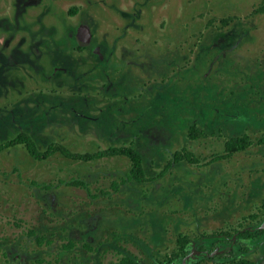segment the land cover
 Here are the masks:
<instances>
[{"label":"rangeland","instance_id":"rangeland-1","mask_svg":"<svg viewBox=\"0 0 264 264\" xmlns=\"http://www.w3.org/2000/svg\"><path fill=\"white\" fill-rule=\"evenodd\" d=\"M71 8L79 10L78 16L71 17ZM226 15L235 18L232 25L222 32L215 29L216 33L207 37V91L219 89L231 94L238 101L235 109L241 111L244 122L227 119L223 133H218L220 122L213 115L202 116L199 110L181 114V92L174 89L170 115L142 116L132 110L122 115L120 122L117 117L100 118V124H105L100 137L93 126L98 122L92 118L67 115L53 121L46 99L51 93L45 94L36 110L27 111L29 117H15L16 131L10 127L14 108L25 112L28 85L32 84L30 90L37 88V96L45 86H53H48L46 75L53 76L55 63L62 61L57 38L80 19L91 24L95 40L111 45L124 31L128 35L125 41L146 35L162 40L164 34L180 38L192 18L198 16L201 29L211 21L219 29L225 27L220 19ZM19 39L26 41L19 46ZM213 41L221 47L232 46L224 53H220L222 48L209 52ZM34 43L48 48L42 59L28 53ZM161 51L160 47L159 58ZM165 51L167 58L175 54L173 47ZM25 53L30 55L29 63L24 62ZM62 55L68 57V71H81L91 61L88 50L66 49ZM151 69L152 65L144 67V71ZM215 79L220 84H214ZM57 96L54 94L55 99ZM10 102L15 105L9 107ZM228 104L225 113L233 115ZM245 125L254 127V132L248 133L255 144L230 159L216 161L221 158L218 153H223L226 136L241 135ZM20 128L31 129L40 150L51 141L70 145L74 133L78 140L74 145L84 152L106 148L108 141H119L121 147L125 141L134 142L150 180L132 179L121 185L118 177H124L131 165L124 156L76 162L53 155L37 162L31 161L20 144L0 151V264H74L88 258L90 252L84 244L98 246L101 252L110 247L109 253L117 254L120 235L134 241L124 245L127 249L150 255L157 243L166 245L184 232L182 221H198L207 214L214 226L221 219L214 217L212 206L220 209L219 213L223 208L237 210L223 220L237 223L241 215L251 212H239V207L264 205V145L257 143L264 135V0H0V144L19 135ZM192 128L204 136L198 138ZM92 133L97 141L90 139ZM91 141L95 143L87 146ZM183 147L196 155L200 164L182 160L165 171L173 154ZM224 174H235L238 180ZM169 224L175 233L168 237L164 230ZM76 242L77 248L73 245ZM111 255L109 260L114 264Z\"/></svg>","mask_w":264,"mask_h":264},{"label":"flooded vegetation","instance_id":"flooded-vegetation-1","mask_svg":"<svg viewBox=\"0 0 264 264\" xmlns=\"http://www.w3.org/2000/svg\"><path fill=\"white\" fill-rule=\"evenodd\" d=\"M68 13L73 18L78 16L79 10H77V8H71ZM234 19L233 16L226 15L224 18L220 19V23L225 27L218 29L216 22L213 23L211 21V24L206 22L205 28L201 29L200 26H203V24L200 21L201 16H198L192 18L188 28L183 30L184 33L181 35L182 37L178 38L173 34L171 36L164 34L162 40H156L154 37L148 38L149 35H146L143 38H141L142 36H138L135 39L125 41L128 35H126V31H124L122 34L123 36H118L111 45L104 42V40H95L96 35L92 32L91 24L80 19L74 26L71 25L72 29L69 30L67 34H62L57 38L56 46L62 61L61 63H55L57 65L54 67L55 71L53 76L46 75V81H49L48 86L52 84L53 86L50 87L51 89L45 86L41 95L37 96L35 95L37 88L30 90V85L32 84L28 85L29 92L27 93V98H29V100L26 101L25 112H18L16 108H14V115L11 116L13 124H11L10 127L16 131L18 124L15 117L19 115L29 117L30 113L27 111L30 110L31 112L36 110L35 106L43 104L46 97L45 94L51 93L46 99L48 100L47 106L51 107L49 113L53 112V121L58 119V117L62 118L67 115L92 118V122L96 120L98 122L96 125L93 124V126L97 129L96 134L99 136V133H104L103 128L105 127V124H100V118L117 117L118 122H120L121 116L132 110L142 116L158 113L170 115L174 111V101L172 97L174 89L176 92H181V104L178 107L181 114L196 113L199 110L202 116L207 117V114L213 115L214 119H218L220 122L217 126L218 133H223V126L227 122V119L230 118L232 121L243 120H241L240 117L241 111L235 109L238 101L235 100L231 94L221 93L219 89L215 92L207 91L206 82L209 75L206 70V43L208 44L207 37L215 34L216 30L222 32L232 25ZM208 25L210 26L207 27ZM210 27L214 29L207 33V29ZM138 31L142 32L145 30L139 28ZM174 37H177V40H175ZM24 41L26 40L19 39L17 43L20 46ZM233 41L235 44L237 43L236 39ZM126 44L131 45V49L128 48L129 46ZM134 44L137 45L134 46ZM237 45L238 43L236 46ZM231 46L226 45L221 47L217 44L214 45L213 41L209 46V52H211L212 49L217 50L222 48L220 53H224L226 52L225 50ZM160 47L163 48V51H161V58H159L157 54ZM171 47L175 49V54L173 57L170 56V58H167L168 56L165 49H170ZM66 49L75 52L83 50L90 51V63L81 71H68L65 67L68 57L62 55ZM47 52L48 48L40 43L32 44L28 50V53L32 55L35 54V57L41 59L47 55ZM163 53H165V55ZM25 56L27 57L24 62H28L31 59L30 55L25 53ZM217 59H219V57H217ZM149 65H152V69L150 71H144V67ZM88 81H90V83H88ZM216 83L220 84V81L215 79L214 84ZM8 84L10 85L11 82H8ZM167 89H170L171 92H167ZM31 92L33 94H31ZM59 93L62 96H59ZM29 94L33 97L29 96ZM54 94H58L56 99L54 98ZM33 101L35 105H33ZM227 104L233 107V115L225 113L224 106ZM14 105V102H10L9 107ZM212 106L214 108H212ZM223 114L224 116H222ZM50 115L51 114H48V116ZM217 115H220V117ZM61 124L59 126H61ZM67 126H71L68 121ZM17 132L20 134H28L33 138L37 147H40L37 140L32 136L33 132L30 128H20ZM248 132H254V127L245 125V130L241 135L234 137L226 136L227 140L224 144L223 153H221L222 151L218 153L222 155H220L219 157L221 158L216 161L230 159L237 154V152L253 146L255 142L251 140ZM262 132H264V130ZM96 134L92 133L90 139H96L95 141H97ZM197 134H199L198 138L204 136V133L200 130ZM19 135L15 136L13 139L17 138ZM238 137L248 139V141L251 142L250 145H247L242 150L236 151L234 148H232L234 151L229 150L228 144L230 140ZM189 138H191L190 135ZM70 141V145L63 141L49 142L47 147L44 146V149L41 150L42 153H46L52 146L58 148L59 151L46 157L33 156L24 144L17 143L16 145H23L31 161L37 162H43L47 157L53 155H61L67 160L76 162H89L108 157H128L125 154L105 157L93 156L94 154L111 148L125 149L131 148L132 146L136 152L139 150L138 146L133 145L134 142L125 141L123 142L124 147H121L119 141H108L109 146L106 148L99 146L100 150H89L84 152L79 149L80 147L78 145H74V143H78L75 133ZM94 143V141L87 142V146H91ZM257 143L264 145V135L258 139ZM61 147L68 149L69 154L62 153L60 150ZM182 152L188 153L189 151L184 147L181 151H176L165 171L169 172L174 164L182 160L190 164H200L196 155V158L192 160L188 158L178 159L176 155ZM130 162L129 172L125 173L124 177H118V179L121 180V185L124 184V181L126 182L132 179L139 182L150 180V176L146 175L143 158L142 173H133V161L131 160ZM142 174H145L144 178H142ZM171 174L173 175V172ZM224 175H230V179L234 181L238 180L235 174ZM205 188H207L206 185ZM231 197L232 200L235 198V196ZM235 205L236 207H234L237 209L238 204ZM226 207L232 208L233 206ZM244 207L245 206L239 207V212L247 210L251 211L250 214L241 215V220L234 224L229 218L225 221L223 220L228 213L230 217L234 212L238 213L237 210L229 212L223 208L220 211L221 215L219 213L220 209L216 210L215 206H212L211 212H216L215 214L212 213L214 217H219V219H221L215 221L214 226L211 225L212 222H208L209 219L207 214L198 221L192 220L190 223H183L184 221H182L180 226L184 228V232L180 231L177 233L176 237L171 239V242L166 245L157 243L152 249L151 254H147L146 256L136 254L127 249V246L124 245L128 243L134 244V241L132 239L127 241V239L125 237L122 238L121 235L118 236V238L122 240L123 243L120 241L119 249H116L118 252L117 254L111 255L109 253L110 247L104 248L101 252L98 246L84 244V247L90 254L87 255V259L82 258L74 264H111L109 260L110 255L115 257L114 264H123L126 258L133 259L141 264H264V205L258 207H245V209H242ZM235 217L237 218V216ZM174 233L175 230H173L170 224L165 227L164 234H166V236L173 235ZM73 245L77 248L79 244L76 242L73 243ZM104 256H107L105 257L106 259Z\"/></svg>","mask_w":264,"mask_h":264},{"label":"trees","instance_id":"trees-1","mask_svg":"<svg viewBox=\"0 0 264 264\" xmlns=\"http://www.w3.org/2000/svg\"><path fill=\"white\" fill-rule=\"evenodd\" d=\"M196 129H192V132H197L195 131ZM193 134V133H192ZM17 143L24 144L26 148L32 153L33 156L36 157H46L48 155H51L55 153L56 151H59L58 148H54L53 146L50 147V149L47 150L46 153H42V151L37 147L36 143L34 142L33 138L29 136L28 134H20L17 138L13 140H8L0 144V151L5 150L9 147H12L16 145ZM250 141L246 138H241L238 137L236 139H231L230 143L228 144V149L231 151L232 148L237 150H242L244 149L247 145H250ZM60 150L64 154H69V150L66 149L65 147H61ZM119 154H125L128 156L132 161H133V173H142V157L139 153H137L134 149L132 148H111L108 150L101 151L98 154H94L93 156H99V157H105V156H113V155H119ZM92 156V155H90ZM177 158H188L189 160H192L195 155L190 153V152H182L178 153ZM89 157V156H87ZM123 264H141L138 261H135L133 259L126 258Z\"/></svg>","mask_w":264,"mask_h":264}]
</instances>
